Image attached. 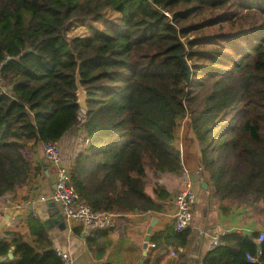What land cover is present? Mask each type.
Wrapping results in <instances>:
<instances>
[{"label": "trees", "instance_id": "1", "mask_svg": "<svg viewBox=\"0 0 264 264\" xmlns=\"http://www.w3.org/2000/svg\"><path fill=\"white\" fill-rule=\"evenodd\" d=\"M102 20L68 39L74 23ZM0 68V199L30 180L44 143L77 129L71 184L97 213L167 214L185 156L220 211L264 212V0H0ZM29 228L35 244L0 239V259L15 247L0 264H63L37 218ZM110 230L87 238L98 261ZM190 234L172 226L151 240L178 249ZM260 235L222 236L203 264H264Z\"/></svg>", "mask_w": 264, "mask_h": 264}, {"label": "crops", "instance_id": "2", "mask_svg": "<svg viewBox=\"0 0 264 264\" xmlns=\"http://www.w3.org/2000/svg\"><path fill=\"white\" fill-rule=\"evenodd\" d=\"M75 157L76 154L70 159L68 170L73 166ZM184 163L192 173L200 168L196 160L187 156L184 157ZM32 166L30 180L15 195L0 199V239L10 238L9 234L18 233L28 243L35 244L36 238L31 236L29 220L32 217L37 218L46 231L48 242L54 249L69 254L74 264H146V262L154 264L157 259L158 264H203L210 253L213 236L222 233L223 230L248 236L264 231V212H254L238 205L229 213L220 211L219 204L210 197L209 190L203 188L202 183L205 181L201 180L199 202L190 228L191 234L184 248L164 247L163 244L157 249L150 240L147 256L144 257L145 238L153 221L157 219L152 227L151 239L174 226L170 210L167 214L157 215L120 212L115 213L118 217L115 226L110 230L108 238L110 246L104 258L98 261L87 243L90 234L81 226L67 223L65 220L62 224L55 222L62 216L59 207L50 199L54 190L49 176L54 175V170L44 157L41 147L34 155ZM39 166L42 170L36 173L35 170ZM167 184L173 195H176L182 187V180L180 177L171 178ZM44 197L49 200L42 201ZM34 200L37 217L33 216L29 206ZM10 209L13 213L9 220H6V212ZM63 224L65 227H62ZM76 229H80V233H76ZM173 252L175 256L172 255ZM158 256L160 258H157Z\"/></svg>", "mask_w": 264, "mask_h": 264}, {"label": "built area", "instance_id": "3", "mask_svg": "<svg viewBox=\"0 0 264 264\" xmlns=\"http://www.w3.org/2000/svg\"><path fill=\"white\" fill-rule=\"evenodd\" d=\"M3 73L0 68V89L3 88ZM44 157L50 163L57 179V189L50 197L60 210L65 222L81 226L87 234H93L102 230H110L115 226L117 215L115 213H97L88 204L83 202L76 189L71 184V176L68 169L63 165L61 148L59 142H47L42 145ZM182 187L170 202V215L177 232H184L192 227L196 208L199 202V185L202 180V168L191 172L186 165L183 166L181 175ZM49 198H42L47 201ZM29 206L33 216L37 217L35 211V200ZM229 233L223 230L222 233L213 236L210 251L220 248L222 236ZM264 240V231L261 232L259 242ZM154 247V245H153ZM63 264H74L70 255L57 250ZM172 255H176L174 252ZM250 258V257H249ZM251 262H257L250 258Z\"/></svg>", "mask_w": 264, "mask_h": 264}, {"label": "rangeland", "instance_id": "4", "mask_svg": "<svg viewBox=\"0 0 264 264\" xmlns=\"http://www.w3.org/2000/svg\"><path fill=\"white\" fill-rule=\"evenodd\" d=\"M92 26H96L99 29H105L108 27L107 23H105L104 20L99 21V22H76L74 23L71 28L69 29V31L67 32V37L68 39H72L75 37H85L88 35L93 34L92 31ZM212 32H215V30H212ZM86 114L82 113V116L84 117ZM186 136H188L190 139L194 138L193 134H187ZM82 140L80 139V137L78 136V130L75 129L70 133H67L64 135V137L61 139V141L59 142L60 148H61V155H62V161H63V165L66 169H68L70 167V159L72 157L75 156V154L78 153L79 150L82 149L83 144H82ZM188 143V146L191 147L190 148V154L197 156L198 152H199V148L192 143V140L190 142H185V144ZM187 147H183V151L186 154L187 153ZM74 153V154H73Z\"/></svg>", "mask_w": 264, "mask_h": 264}, {"label": "water", "instance_id": "5", "mask_svg": "<svg viewBox=\"0 0 264 264\" xmlns=\"http://www.w3.org/2000/svg\"><path fill=\"white\" fill-rule=\"evenodd\" d=\"M13 60H17V59H13ZM188 79H190V75H189ZM77 88H78V92H77V95H78V105L81 108V112L87 114L88 113V93H87V91L85 90V88L81 84V77L79 75V72L77 74ZM47 175L49 176V174H47ZM49 179H50V182L52 184L53 190L56 191V189H57V184H56L57 179H56V176L55 175L49 176ZM202 186H203V188L205 190H208V185H207L206 182H203L202 183ZM12 213H13V211L11 209L10 210H7V212H6V215L7 216L5 217V219L6 220H9V217H10V215ZM63 221H64L63 216L60 217V219L55 220V222H57L58 224H62ZM156 221H157V219H155L153 221L152 226L149 228L148 233H147V236L145 238L144 253H143V256L144 257L147 256L148 245H149L150 240H151L152 227L155 225ZM62 227H65V224H63ZM13 259H14V255H13V248H12L10 250L9 254L6 257L1 258L0 261L1 262H5V261H8V260H13Z\"/></svg>", "mask_w": 264, "mask_h": 264}]
</instances>
